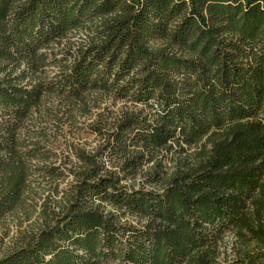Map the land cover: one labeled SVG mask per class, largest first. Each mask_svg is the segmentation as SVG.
Returning <instances> with one entry per match:
<instances>
[{
    "label": "trees",
    "instance_id": "trees-1",
    "mask_svg": "<svg viewBox=\"0 0 264 264\" xmlns=\"http://www.w3.org/2000/svg\"><path fill=\"white\" fill-rule=\"evenodd\" d=\"M78 30L87 38L52 61L50 82L0 78V216L22 203L18 131L45 92L96 91L149 109L124 113L109 135L112 153L128 155L123 170L170 144H200L199 159L158 192L82 156L55 224L0 264H217L225 232L264 250V0H0V72L37 71L42 49ZM125 214L144 223H121Z\"/></svg>",
    "mask_w": 264,
    "mask_h": 264
},
{
    "label": "rangeland",
    "instance_id": "rangeland-1",
    "mask_svg": "<svg viewBox=\"0 0 264 264\" xmlns=\"http://www.w3.org/2000/svg\"><path fill=\"white\" fill-rule=\"evenodd\" d=\"M86 38L84 30L71 32L66 38L42 49L47 58L44 66L37 71L27 70L23 63L18 67L10 65L6 72H0V78L10 70L12 78L25 71L24 78L18 81L20 86L30 88L46 84L58 72L57 64L52 61L62 59L63 51L74 48ZM159 44L155 42L153 45L157 47ZM6 64L0 63V70ZM136 112L145 115L149 109L102 92L90 91L73 100H65L50 92L42 95L40 103L31 109L18 131V136L25 142V147L19 149L27 167L26 188L22 203L0 216V260L26 247L41 230L55 224L57 216L68 204L76 173L87 167L82 156L94 159L105 171L116 173L124 185L158 192L162 191L167 179L181 163L198 161L200 144L183 146L185 152H181L176 144H170L155 150L152 153L154 160L142 164L135 171L131 168L123 170L128 155L112 153L108 146L112 142L109 135L124 113ZM209 147L210 144H207V149ZM34 149L35 152L31 153ZM50 168L55 169L53 176L46 173ZM106 209L112 207L107 206ZM120 222L132 225L144 223L128 214L121 216ZM217 251V264H249L244 259L245 253L252 257L253 264H264V257L258 256L264 253L262 247L255 243L247 247L235 245L231 232L222 235Z\"/></svg>",
    "mask_w": 264,
    "mask_h": 264
}]
</instances>
